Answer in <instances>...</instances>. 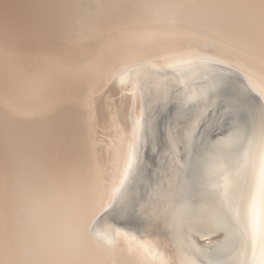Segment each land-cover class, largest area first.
<instances>
[{"label": "bare ground", "instance_id": "1", "mask_svg": "<svg viewBox=\"0 0 264 264\" xmlns=\"http://www.w3.org/2000/svg\"><path fill=\"white\" fill-rule=\"evenodd\" d=\"M171 90L256 124L192 121L202 180L174 144L128 210ZM0 264H264V0H0Z\"/></svg>", "mask_w": 264, "mask_h": 264}, {"label": "rangeland", "instance_id": "2", "mask_svg": "<svg viewBox=\"0 0 264 264\" xmlns=\"http://www.w3.org/2000/svg\"><path fill=\"white\" fill-rule=\"evenodd\" d=\"M218 85H220V84H218ZM224 89H227V87L225 86ZM212 90H214V89H212ZM212 90H211V92H214ZM177 94H178L177 92L171 90V93L169 94L168 100H169V98H170V100L171 99L172 100L166 108H164L162 105H163V103L167 102V99L166 100L160 99L154 105L155 106L154 111L157 114L156 118H154V124H153V126L155 128L153 129L152 133H150V131L148 132L147 137L145 139L147 141L146 143L156 145L155 146V152L157 153V155H159L158 158H160V159L162 158V159L160 161V159H157L154 157L150 158L151 153L149 152V150L146 152V155H144L146 157L144 159L147 162V164H145L146 166L143 168L144 171H142L141 167H140V169H139L140 174L137 176V180L135 181L136 183L134 185H132L131 188H129V192L127 191L126 193L121 195V197H123L121 205L123 207L127 208L128 210H132V209H130V206L131 207L133 206V208H134V206L136 207L137 203H138V205L140 202L144 203L143 198L146 197L147 193L149 194L151 184L152 183L155 184V181L157 180L156 178H158V174H160V173H158V169H159V171L161 170L163 173V172H165V168L169 167L171 161L168 164H166L167 163L166 161L168 160V158H170V156L173 155L174 150L172 147L174 144H177V146H178L177 148L179 151L181 150L180 155H183L182 158L185 159L186 161L190 162L187 164V166H185V172L183 175L184 176L183 180L185 182L184 185L186 184V182H189V180L192 177H194L196 180H198V182H200V180H202L203 170L201 168H199L197 165L196 166L193 165V163L196 161H192L193 159L199 158V156H200L199 151L194 156L193 154H190V153H192L191 150H188V152H187L186 150L184 151L183 148L181 147L182 143H186V141L190 140L189 138L186 137L188 134L185 132L187 130V126H188V129L190 130V127L192 125V121L194 122V124L197 123V127H196L197 129H195L196 131L194 130L195 133L193 131V135L197 136V132H198L199 128H201V125H203L204 118H205V116L208 115L209 111L212 109H214V111H217L220 109L222 110L224 106L222 107L220 105H225V103H227L226 105L229 106V108H231L232 110L235 109L234 111H237V113L231 112L228 116L226 115L225 117H223L222 120L220 119L219 120L220 123L223 124V125H220L221 129H225L227 126H229L230 121L234 122V121L238 120V123L243 121L242 123H240V125H242V124L245 125L244 123H246V125L243 127H244V133H247L249 130V126H247V123L250 122V124H249L250 126L256 124V120L253 116L255 113V109L250 108L249 105H247L243 100H241L240 98H237L236 96L231 97V98H234L235 100H231V98L229 99V96H228L229 93L227 91L223 90V92H219L217 95L205 96V97L199 98L198 100H197V98L196 99L188 98V101H187L188 103L186 104V106H187L186 108L190 107L191 110H187V112H185L183 114V116H182V113L180 112L182 110H176L175 106H174L175 105L174 102H176V104L180 103L179 99L181 97H175V96H177ZM115 96L119 97V96H121V94H117ZM195 102H196V104L192 105ZM217 112H218V114L217 113L216 114L210 113L211 115L215 116V117L213 116L214 117L213 118V120H214L213 124H215V121H216L215 118H218L219 112L221 113V111H217ZM242 114L243 115L245 114V116L248 118V120H246L247 118H245ZM225 118L229 119L228 122L225 120ZM252 120L254 121L253 124H252ZM204 127H205L203 129L204 131L202 130L201 133L198 132L199 135L201 134L200 137L197 136V141H199V142H201L202 140L210 138L209 126H204ZM169 128H173L171 130V133H170ZM221 129H219V130H221ZM99 130H101V129H99ZM208 131H209V133H208ZM216 131L217 130H214V132L211 131V133L214 134ZM238 131L240 134L242 133L241 130H238ZM145 132H146V130H145ZM99 134L101 137L103 136L102 133H99ZM200 138L202 140H200ZM152 154H153V152H152ZM157 160H158V162H157ZM155 176H157V177H155ZM142 179H143V181H142ZM148 185L150 186V188ZM145 186H148V188L144 192ZM156 200H157V197H156V199L153 200L154 205L157 204ZM143 206H144V204H143ZM143 206H142V209H143ZM155 209L156 208H154V206L152 204V208L150 209L151 212H150V214L148 213L149 214L148 219H152L153 224L158 225L157 229H160V225L158 224L159 223L158 215L156 212L153 213V210H155ZM111 216H114L113 213L111 214ZM218 234L219 233L214 234L215 236L212 238V240L216 241L217 239H219V237L216 238L218 236ZM170 244H171V242H170Z\"/></svg>", "mask_w": 264, "mask_h": 264}, {"label": "water", "instance_id": "3", "mask_svg": "<svg viewBox=\"0 0 264 264\" xmlns=\"http://www.w3.org/2000/svg\"><path fill=\"white\" fill-rule=\"evenodd\" d=\"M106 89H107V87H106ZM113 93H114V92H113ZM119 94H121V93H119ZM124 107H125V106H124ZM123 111H125V110H123ZM128 111H129V110H128ZM144 131H145V129H143V133H144ZM100 224H101V227H100ZM98 225H99L100 228H102L103 223H99ZM92 226H93V225H92Z\"/></svg>", "mask_w": 264, "mask_h": 264}]
</instances>
